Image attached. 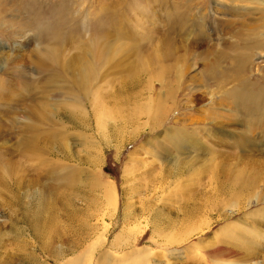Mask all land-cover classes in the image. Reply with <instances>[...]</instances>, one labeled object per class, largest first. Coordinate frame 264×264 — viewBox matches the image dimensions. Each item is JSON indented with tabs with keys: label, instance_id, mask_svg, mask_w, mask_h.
<instances>
[{
	"label": "rangeland",
	"instance_id": "rangeland-1",
	"mask_svg": "<svg viewBox=\"0 0 264 264\" xmlns=\"http://www.w3.org/2000/svg\"><path fill=\"white\" fill-rule=\"evenodd\" d=\"M12 1L24 5L30 27L18 33L20 8L5 14L0 5V264H67L78 256L87 264L105 255L123 261L141 249L153 264H209L206 252L221 246L226 226L242 239L259 229L264 202L241 211L225 208L233 193L244 202L238 187L236 193L228 190L249 175L242 171L246 164L233 158L237 151L174 169L165 150L177 153L170 140H160L176 125L207 133L214 117L205 113L243 111L227 96L236 75L264 93V48H250L256 37L264 40L260 0H40L37 21L25 11L27 0ZM62 4L67 10L51 11L50 18V9ZM47 48L60 55L56 64L37 62L36 49ZM107 53L112 59L105 61ZM158 55L171 71L148 63ZM245 55L246 68L237 71ZM46 101L53 113L38 123L32 112ZM96 103L107 111L102 123ZM158 103L165 114L161 127L146 112ZM31 121L39 125L35 133H29ZM24 124L29 129L22 133ZM20 138L39 142L19 145ZM99 183L115 188V213ZM188 198L204 206L192 220L182 209L192 208ZM209 221V229L187 237Z\"/></svg>",
	"mask_w": 264,
	"mask_h": 264
},
{
	"label": "bare ground",
	"instance_id": "bare-ground-1",
	"mask_svg": "<svg viewBox=\"0 0 264 264\" xmlns=\"http://www.w3.org/2000/svg\"><path fill=\"white\" fill-rule=\"evenodd\" d=\"M27 1L29 2V6H28V8L26 6L25 11L27 12V10H30L31 16H33V18H35L34 20H36V21L39 20L41 18L39 16L42 15V14H40L41 13L40 8L38 9V6H40V0H27ZM218 2H220V1H218ZM15 3L16 2L12 1V0H0V5H2V12L3 13L5 12V14H6L11 10V8L13 9L15 7L20 8V10H21V6H24L23 4L20 6H19V4H17L18 6H15ZM22 3H24V1H22ZM253 3L255 4V2H253ZM256 4L259 6V8L256 10H259L260 8H264V0H260V1L256 2ZM60 7H62V9H60V10L58 7L56 10H54L56 8V6L51 8L50 11L48 12L49 17L53 18L51 16H53L52 13L55 11L57 12V14H61L62 12H64V10H67V6H65L64 4H62ZM51 11H53V12L51 13ZM2 12H1V14H2ZM21 12H22L21 15L24 16V9H22ZM181 14H184V13H181ZM11 15H12V13H11ZM7 16L8 15H6V17ZM4 19H3V21H4ZM13 19L14 20L16 19V15H14L12 20H10L8 22L12 23ZM169 20L171 22H175V20H173V19H169ZM27 23H28V20L24 16V18H22V20H21L20 26L16 29L17 32L19 33V32L24 31L25 29L29 28L30 26L28 27ZM174 34H176V33H174ZM189 35H190V33H189ZM253 36L256 37L257 35H253ZM167 42H169V41H167ZM254 42H255V47L253 46L254 44L252 45L250 43L252 45V47H250V48H253L256 51L258 50V52L264 48V40L260 39L258 41V37H256L254 39ZM164 44H166V42ZM170 47H172V46H170ZM164 49H166V45H165ZM161 50H160V52H161ZM169 51H170V48H169ZM162 52L160 53L161 55H162ZM173 52L174 51H171L167 54L164 53V57L160 56V55H158V57H156L157 55L153 56L152 61H149L148 63L150 65H152V64L155 65L157 62H159L160 64H158V68L160 69V71H163L164 73H168L169 71H171L169 69L170 66L163 64L161 57L168 58L169 55H171ZM109 53L112 54L111 52H109ZM109 53L106 54L107 56L105 55V58H104L105 61L106 60L108 61V59L110 57ZM116 53H113V54H116ZM247 53L249 54V52H247ZM113 54H112V56H113ZM34 56L36 57L37 62H42V61L46 62L47 61L51 64H56V62H58V60H60V55L50 48H47L46 50L36 49ZM263 56H264V54L260 55V57H263ZM243 57L239 60V63L241 65L242 64L243 65L240 67H237V71H239V69L242 70V68H246V64L249 61V59L247 58L246 55ZM110 58L112 59V57H110ZM14 59L15 58L12 57L10 60L13 63H16L14 61ZM251 59H253V57ZM4 62L5 61L0 60V66L5 65ZM145 64H146V62H145ZM44 66L47 68L48 64L45 63ZM182 69H183V66L178 68V70H179L178 78L179 79H181L183 77ZM15 76L18 77V74L15 73ZM86 77H91L90 71H87ZM11 79H14V77H11ZM228 81L223 82V84L225 86L229 85ZM232 81L236 84L230 91H228L227 96L232 97L234 99V101L235 100L238 101L239 104L237 106L240 109H242L243 111L240 112V110H236V107H235L234 110L224 108L221 110L222 113H220V114L218 112H216L218 114V116L216 113L213 114L214 116H212V114L210 115L208 113H205L204 116H206V118L211 119L212 117H214L210 121V125H208V127H206L207 133L203 134V131H200L202 133V134H200V133H198L197 129H196L197 131L195 129L190 130L186 126H184L185 127L184 128V127L176 125L174 127H170L166 132H164L165 137L162 136L164 138L161 140L159 138V140H160V142H163L164 140H166V141L170 140V143H172V148H171V144L169 145L170 149L175 151V154L177 153L178 156L174 155V153H172L173 154L172 155L171 150H169L168 148H166L165 153L171 156L172 159L169 160L167 163L170 166L174 167V169L176 167H178L180 164H184V165L189 166V168H192L195 166V164L197 162H201L202 164H206V161H208V162L214 161L215 162L214 156L216 157L217 156L216 154H219V153L227 154L228 151H232V150L237 151V153H235L233 158L240 163L246 164V165L244 164L245 166H243L242 171L248 173L249 175L246 177L244 182H239V180L233 182L232 186L229 185L231 187L230 188L228 187L229 188L228 190L236 193L237 189L239 188V190L241 191L240 194L243 195L244 202L239 201L237 199V194H234V193L232 195L230 194V196H231L230 199L227 198L228 196L223 197V198L228 199V200H225V202L227 201V205L225 206V208L230 207L233 210L236 209L237 211H241L242 209H247V208L249 209L250 207H255L259 203L264 202V93L262 91L257 92L255 90H253L252 87L248 84V82L242 76L236 75L235 77L232 78ZM159 82L161 83L160 80H159ZM28 85H29V80H28ZM3 88L5 89V87L2 84V90H3ZM148 92H150V91H148ZM208 93L213 95V93L211 91H208ZM96 99H100V98L96 97ZM151 101H152V98H150V103H151ZM231 104H233V103H231ZM149 105L150 106H148L146 108L147 109L146 112L150 116L151 124H153V126H155V127H157V126L161 127L163 122L165 124V121H164L165 120V114L161 110L162 105L159 103H158V105H156V104L155 105L149 104ZM251 106H252V108H251ZM94 107L97 109L95 111H96V116L98 117V121L100 123H102L104 116H105L107 111L104 112L102 110V106L100 107L99 103L94 104ZM215 109H217V108H215ZM253 109H256V111L253 112L252 111ZM143 111L145 112V110H143ZM160 111H161V113H160ZM210 111H213V110H210ZM144 112H142V113H144ZM25 113H28V112H25ZM32 113H36L35 119H37V122L40 123V117H44L47 119V117H49L53 113V111L51 110L50 103L48 101H46L43 105L38 106L37 109ZM245 115H247V116H245ZM251 115L253 116V122L257 125V126L255 125L256 128H254L252 125L253 122H252ZM29 116H31V115L29 114ZM132 120H133V118H132ZM37 122L31 121V130L29 133H35L38 131L39 125ZM100 125H102V124H100ZM17 126H18V123H17ZM165 128H166V126H165ZM28 129H29V127L25 124L21 126V132L22 133H24ZM253 130H255V132H256L255 136L252 134ZM61 136L62 135H59L58 138H60ZM54 141H58V140H54ZM38 142L39 141H37V140H33V139H29V138H20L18 143H19V145H31L32 146V145L37 144ZM240 154H242L245 158L240 157ZM160 156H161V154H160ZM210 156H212V157L208 158ZM224 158L225 157H223V159ZM213 163H211V164H213ZM218 163H220V162H218ZM190 165H193V166H190ZM214 165H213V167H215ZM209 167H210V165H209ZM202 168H204V167H202ZM197 169H198V167H197ZM239 171L241 172V169H239ZM210 172H211V170H210ZM194 173L195 172H193L192 174L194 175ZM193 175H191V176H193ZM201 175H202V173H201ZM231 177H233V176H230V178ZM193 178L197 180V178H195V177H193ZM201 178H199L198 180L201 181ZM212 180H211V182H212ZM225 180H223V181H225ZM233 180H235V178ZM208 181L210 182V180H208ZM174 183L175 182H172V184H174ZM99 186L101 188H103L106 201L108 202V204L110 203L109 204L110 206L112 204V206H113L112 208L114 209L113 212L115 213V211H117L116 209H118V206H119L118 204L120 203L119 202L120 200H119V197L116 193L115 188L110 186V185H107V184L105 185V184H100V183H99ZM171 187H172V185H171ZM221 187H219V188H221ZM211 188H213V187H211ZM214 191H216V190H214ZM220 194H222V193H220ZM225 194L227 195L228 193L226 192ZM188 199H189V202H191V204H192V208H189L190 206H189V204H187L185 207H182V209H183V213H186L185 216L189 220H192V219L196 218V216H199L198 214H200L202 211H204V206L197 204L196 200L194 198H188ZM183 201L185 202V200H183ZM246 201H247V203H245ZM222 203H223V201L219 202V204L223 205L224 203L223 204ZM215 204H217V203H215ZM181 205H182V203H181ZM217 205L215 207H217ZM244 205H246V206L244 207ZM212 211H215V210L213 209ZM202 214H203L202 216H204V213H202ZM205 216H207V214ZM128 217H126V218H128ZM134 217H136V216H134ZM180 217H182V216H180ZM225 218L227 219L228 217L226 216ZM258 219H259L258 220V225H259L258 228L259 229L252 228L251 232L248 233L249 239L243 238L244 239L243 240L241 238L242 233H241V236L237 235L238 233L235 234L234 229H232V227L226 226L224 229L225 231H223L226 234V239H224V237H223L224 240L221 242V246L218 248H211V249H209V251L206 252V255L210 259V260H208L209 264H215V263H219V264H264V249L261 246V243L262 244L264 243V215L261 217H258ZM189 220H187V221H189ZM203 222L204 221H202V223ZM211 224H212V221L211 222L209 221L207 224H205L206 226L202 224L205 227L200 226V227L193 229L192 232H190V236H188L189 235L188 234L187 237L192 238V236L194 234H199V233L203 232L205 229H209ZM235 229H236V226H235ZM236 232H237V230H236ZM155 233H157V232H155ZM155 233H153V235L157 237V234H155ZM186 234H187V232H186ZM225 234L223 236H225ZM254 239H256V241H254ZM70 251L71 250H69V252ZM135 251L136 250H134V255L132 258L127 256V258H129V259H126L123 261L111 260L109 258L110 256L105 255L104 257H100V259H98L97 262L90 260L87 264H153L152 262L150 263L149 258L147 256L142 255V253H147V251H148L147 249H141V251H137V254ZM67 252L68 251H66V252L63 251L61 256L65 255ZM91 252H93V251H90L88 253L92 254ZM142 256H144V257H142ZM113 257H115V256H113ZM233 257L240 258L241 260L240 259H239V261L236 259L234 260ZM225 258H227V260H223V261H226V262H223L221 259H225ZM114 259H116V258H114ZM128 260H129V262H128ZM84 262L85 261L83 260V258H81V256H78L77 258L73 259L72 261L68 262L67 264H85Z\"/></svg>",
	"mask_w": 264,
	"mask_h": 264
}]
</instances>
